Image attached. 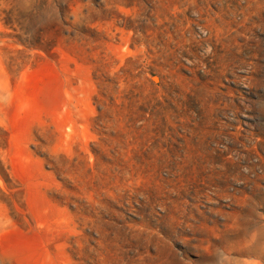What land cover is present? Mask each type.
Returning <instances> with one entry per match:
<instances>
[{"label":"rangeland","instance_id":"374dc122","mask_svg":"<svg viewBox=\"0 0 264 264\" xmlns=\"http://www.w3.org/2000/svg\"><path fill=\"white\" fill-rule=\"evenodd\" d=\"M0 264H264V0H0Z\"/></svg>","mask_w":264,"mask_h":264}]
</instances>
